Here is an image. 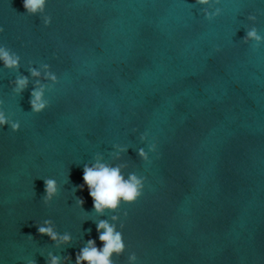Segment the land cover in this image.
<instances>
[{
  "label": "clouds",
  "instance_id": "obj_1",
  "mask_svg": "<svg viewBox=\"0 0 264 264\" xmlns=\"http://www.w3.org/2000/svg\"><path fill=\"white\" fill-rule=\"evenodd\" d=\"M220 0H196L197 4L200 5H211L213 3L219 4ZM47 0H23V7L28 15L43 14L45 12ZM204 16L208 20H212L214 17L220 15L221 9L216 8L215 11H209L207 8L203 9ZM249 20L255 21V15H249ZM43 23L45 26L51 24V17L43 15ZM4 31V28L0 26V33ZM248 40H254L256 43L253 47H258L262 42H264V37H262L256 27H252L247 31L244 37V42L247 43ZM21 57L12 51L7 46H0V61H3V66L7 70L19 71ZM45 69L49 68V65H43ZM31 76L39 77L41 73L34 67L28 69ZM45 78L50 79L53 84L58 83V77L55 73L50 71L45 73ZM14 84L13 92L16 94H21L28 87V77L23 75H17L16 78L10 82ZM39 84V81H37ZM3 102L0 101V104ZM31 112L41 113L48 106L49 101L44 99V88L34 87L30 94ZM9 126L13 132L19 131L20 122L13 121L6 113L0 108V128L3 126ZM148 138V133L141 134L140 139L146 140ZM118 147L120 152L127 151L126 147ZM156 145L153 143L149 147V152H155ZM138 156L144 160L149 161L148 152L144 148L138 150ZM125 165L112 166L108 163L103 162V157L97 153L94 157V163L91 165L85 164L83 167V184L76 186L79 190H83L86 186L88 193L93 201V209L98 214H103L104 210H111L115 212L121 203L128 205L134 204L143 195V190L145 186L146 177L137 176L135 173H130L128 178L125 179L122 174V168ZM44 181V195L42 197L45 205L49 204L53 196L57 195L58 187L57 181L53 178H43ZM76 203L79 207L83 209L85 203L82 197H77ZM127 216V212L124 213ZM112 220H118V216L113 215ZM124 225L121 223L119 229H117L116 224H110L107 220H100L96 224V231L99 233V241L102 242L103 247L97 248L96 241L94 239H88L85 246L82 247L79 253L76 254L75 264H82V262H87V264H115L112 259L113 253L120 256L125 251V243L123 240V229ZM103 230V231H101ZM37 231L39 235H46L52 241H55L57 247L60 244L71 243V235L65 233L63 235L54 231L52 227V221L45 219L43 225H37ZM30 240L33 239L32 235H27ZM49 255L48 264H60V257L54 256L51 253ZM65 261H71V257H64ZM130 261H135L137 259L136 254L133 252L129 258ZM27 264H36L34 259L28 260Z\"/></svg>",
  "mask_w": 264,
  "mask_h": 264
}]
</instances>
